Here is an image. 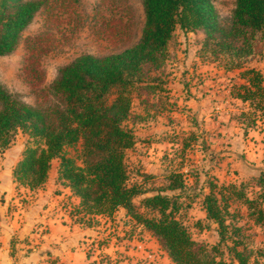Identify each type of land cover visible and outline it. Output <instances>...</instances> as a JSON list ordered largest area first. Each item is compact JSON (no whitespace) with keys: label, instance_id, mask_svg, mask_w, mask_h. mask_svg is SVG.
<instances>
[{"label":"rangeland","instance_id":"obj_1","mask_svg":"<svg viewBox=\"0 0 264 264\" xmlns=\"http://www.w3.org/2000/svg\"><path fill=\"white\" fill-rule=\"evenodd\" d=\"M213 1L222 22L228 23L236 0ZM144 19L142 0H47L17 48L0 56V79L23 101L47 103L53 99L50 87L62 66L83 53L105 55L137 42ZM203 40L201 31L178 30L165 65L131 87L132 117L125 124L133 130L135 143L127 150L126 163L130 183L143 191L135 203L145 215L150 210L140 206L141 200L167 186L166 175L181 174L184 186L169 191L179 194L177 215L194 239L212 246L219 241L218 227L206 217L203 204L211 182L215 192L223 185L238 186L264 211V188L256 181L264 171V108L236 97L245 82L239 69L226 71L223 60L201 58ZM260 45L263 54L241 70L254 67L264 75V44L258 49ZM115 93L114 88L111 97ZM26 145H34L33 140L16 131L10 147H23V157ZM80 152V144L67 148L77 161ZM58 162L53 160L48 182L58 178ZM66 190L57 182L53 192L63 194L51 212L65 209L73 223L96 228L100 252L98 261L90 264H175L156 238L122 208L111 215L79 212L76 199ZM229 203L234 215L228 219L242 226L238 237L251 251L250 264L256 260L262 264L264 223H255L241 200L234 197ZM89 251L96 253L93 247ZM223 257L230 262L225 247Z\"/></svg>","mask_w":264,"mask_h":264},{"label":"trees","instance_id":"obj_2","mask_svg":"<svg viewBox=\"0 0 264 264\" xmlns=\"http://www.w3.org/2000/svg\"><path fill=\"white\" fill-rule=\"evenodd\" d=\"M46 2L0 0V56L17 48L24 30ZM142 5L145 19L139 40L114 53H83L62 66L50 87L53 99L49 102L29 104L0 79V150L10 147L16 131L27 133L34 145H26L14 169L19 183L39 188L58 159V180L80 198L79 212L111 215L125 208L152 232L175 264H250L251 251L238 237L242 226L228 219L234 215L229 201L241 200L249 217L263 224L258 200L234 184L215 192L211 182L203 204L206 217L218 227L219 241L212 246L194 239L177 215L179 194L169 191L184 186L178 172L166 175L167 186L141 200L140 206L150 210L145 215L135 203L143 191L129 181L126 154L135 143V134L125 123L132 117L131 87L165 65L178 30L201 31V58L223 60L226 71L239 69L245 82L236 97L264 108L263 73L254 67L241 70L248 60L263 54L258 44H264V0H236L228 23L222 22L213 0H142ZM78 144L80 161L67 153V148ZM256 181L264 188V171ZM224 247L230 262L223 257ZM260 254L264 258V251Z\"/></svg>","mask_w":264,"mask_h":264},{"label":"crops","instance_id":"obj_3","mask_svg":"<svg viewBox=\"0 0 264 264\" xmlns=\"http://www.w3.org/2000/svg\"><path fill=\"white\" fill-rule=\"evenodd\" d=\"M22 150L23 147L11 146L0 152V264H90L98 261L96 228L73 223L65 209L60 211L61 207L57 209L60 212H51L63 194L53 192L60 182L57 176L50 182L52 176H48L37 189H30L15 179L14 169L22 159ZM66 188L79 205L80 198L70 187ZM120 208L132 218L125 208ZM91 247L96 250L94 255L89 251ZM128 253L132 255L131 248Z\"/></svg>","mask_w":264,"mask_h":264}]
</instances>
